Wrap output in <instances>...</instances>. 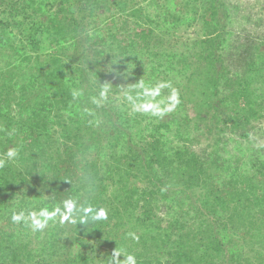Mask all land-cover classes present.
I'll return each instance as SVG.
<instances>
[{
	"label": "trees",
	"instance_id": "obj_1",
	"mask_svg": "<svg viewBox=\"0 0 264 264\" xmlns=\"http://www.w3.org/2000/svg\"><path fill=\"white\" fill-rule=\"evenodd\" d=\"M238 16L229 0H0V156L20 149L0 168V264H106L115 249L264 264V20L240 38L253 20ZM162 81L181 100L162 117L125 99ZM68 198L108 218L11 221Z\"/></svg>",
	"mask_w": 264,
	"mask_h": 264
},
{
	"label": "clouds",
	"instance_id": "obj_2",
	"mask_svg": "<svg viewBox=\"0 0 264 264\" xmlns=\"http://www.w3.org/2000/svg\"><path fill=\"white\" fill-rule=\"evenodd\" d=\"M122 57V56H121ZM104 85V84H103ZM170 89V94L165 98L161 97L163 89ZM110 89L103 86L97 98L93 99V103L99 107L101 102L106 100L107 93ZM73 100L79 99L83 95L82 90H74L71 93ZM160 99H157V98ZM125 99L133 107L134 111L142 113H151L153 116L162 117L165 113L173 111L180 103L179 90L174 88L171 82H157L156 84L138 82L133 87L126 90ZM16 130L12 129L9 135L15 134ZM20 155L18 147H10L3 156H0V168L12 160H15ZM59 217V223L64 224H90L97 221L106 220L108 212L106 208L81 204L78 199L68 198L60 204L55 205L51 210L48 207L40 208L39 210H13L11 221L14 224L23 223L33 231L42 232L48 227L49 223H56V218ZM133 239H138L134 233L129 234ZM123 255L124 259L119 257ZM137 264L136 257L133 254H125L124 252L115 249L111 257L106 259V264Z\"/></svg>",
	"mask_w": 264,
	"mask_h": 264
},
{
	"label": "rangeland",
	"instance_id": "obj_3",
	"mask_svg": "<svg viewBox=\"0 0 264 264\" xmlns=\"http://www.w3.org/2000/svg\"><path fill=\"white\" fill-rule=\"evenodd\" d=\"M234 6L238 8V14L239 16L237 17L238 19L241 18V16L244 14L250 16L252 18V22L248 25L245 24H240L238 28L239 36L240 38L243 37V35H256L260 34L261 30L256 29L254 26V20L257 19L258 21L260 19L264 20V0H229ZM240 9V13H239ZM241 22V21H240ZM199 28H193L191 29L186 35L188 37H193L195 36V32H197ZM241 66L248 68L247 65L244 63L240 64ZM254 126H257L256 129L261 128V125L254 124ZM260 130H258L257 134L254 135L253 138H261L262 136L259 135ZM124 185V184H123ZM121 186V185H120ZM116 183H111L109 184V193L112 192L113 189L120 187Z\"/></svg>",
	"mask_w": 264,
	"mask_h": 264
}]
</instances>
